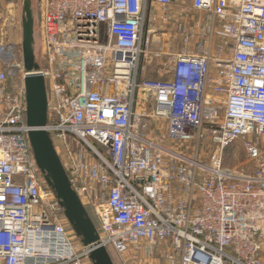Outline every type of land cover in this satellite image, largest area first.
Returning a JSON list of instances; mask_svg holds the SVG:
<instances>
[{"label":"built area","instance_id":"1","mask_svg":"<svg viewBox=\"0 0 264 264\" xmlns=\"http://www.w3.org/2000/svg\"><path fill=\"white\" fill-rule=\"evenodd\" d=\"M176 2L41 0L47 130L69 150L99 244L124 263L164 247L179 264H264V0H188L198 18L165 52L152 10L170 16ZM2 50L0 264H92L36 163L26 75L11 84ZM164 56L169 78L148 79L147 61ZM203 139L208 158L169 145ZM238 141L250 172L225 164Z\"/></svg>","mask_w":264,"mask_h":264},{"label":"water","instance_id":"2","mask_svg":"<svg viewBox=\"0 0 264 264\" xmlns=\"http://www.w3.org/2000/svg\"><path fill=\"white\" fill-rule=\"evenodd\" d=\"M21 1L27 124L32 128L29 140L36 163L63 208L66 220L87 249L92 264H114L108 249L99 244L100 235L96 224L73 188L51 133L47 130L50 122L48 92L41 66L36 61L34 9L32 0ZM38 8H41V0H38Z\"/></svg>","mask_w":264,"mask_h":264},{"label":"rangeland","instance_id":"3","mask_svg":"<svg viewBox=\"0 0 264 264\" xmlns=\"http://www.w3.org/2000/svg\"><path fill=\"white\" fill-rule=\"evenodd\" d=\"M187 3V0H180ZM32 5L34 9L35 15V55L36 61L42 67L45 63L44 60V44L42 40V32H41V19L39 15L41 14V8H38V0H32ZM161 9L157 10V15L160 13ZM0 16H1V32H0V44L2 47V51H4L1 55V58L5 61L1 68L6 70L10 82L12 84L11 79H15L18 82L23 81V77L25 75L24 62H23V50H22V42H23V29H22V16H23V6L21 0H0ZM157 23L155 26L159 27V19H156ZM8 53V55H7ZM3 60V61H4ZM167 60H164L166 63ZM166 66V64L164 65ZM156 68H160L158 65ZM143 92L139 93V103L137 104V108L141 112L150 113L153 109L152 104L146 103L143 99ZM166 125V124H165ZM163 125V129H166V126ZM147 126L149 131L158 128V123L156 121L151 120L147 122ZM54 146L60 156L62 162L69 161V153L68 148L65 145V142L58 138L57 135H51ZM69 141V139H68ZM170 146L177 147L183 146L184 152L193 154L198 147L199 153L204 157L208 158L215 149V146L212 145L210 140H201L200 143L191 142V143H169ZM73 147V146H70ZM74 150V148H71ZM248 158L243 148L242 141H238L233 144L231 147L226 149L225 152V164L231 168L241 167L246 172H250L253 170L252 166L247 164ZM86 207V206H85ZM89 215L93 219L96 224L97 229H99V223L97 217L95 215L94 210L91 207H86ZM64 225L67 231L70 233V237L75 246L78 247L79 250H84V245L80 238L76 236L68 221L65 220ZM109 253L113 259L114 264H130V262H125L126 258H121L112 247H109ZM89 259V257H88ZM124 259V260H123ZM178 258L169 254L166 248H157L154 253L148 254H140L137 256L135 264H170L172 261L177 263ZM90 261V259H89ZM91 262V261H90ZM92 263V262H91Z\"/></svg>","mask_w":264,"mask_h":264},{"label":"crops","instance_id":"4","mask_svg":"<svg viewBox=\"0 0 264 264\" xmlns=\"http://www.w3.org/2000/svg\"><path fill=\"white\" fill-rule=\"evenodd\" d=\"M190 3L187 0V3L176 2L173 4L171 8L170 16H166L163 14L162 10L157 15L159 19V32L157 34V39L160 41L159 48H161L165 52H169L171 50H176L181 48L182 40L179 37L178 28L180 25L185 27H193L198 15L194 12H184V9H187ZM160 9V8H158ZM158 9H153L152 14H157ZM149 17L150 14H148ZM1 17V16H0ZM153 20V16L151 17V21ZM168 58L164 56L163 58H157L147 61L148 70L146 72V77L148 79L153 80H166L169 78V73L167 71V67L164 66L167 63ZM164 60H167L166 63ZM160 68H156L157 66ZM2 66V65H1ZM262 256L264 257V246L262 251ZM178 260V259H177ZM170 264H179V260L177 263L171 262Z\"/></svg>","mask_w":264,"mask_h":264}]
</instances>
